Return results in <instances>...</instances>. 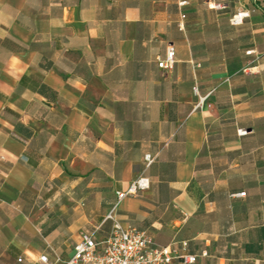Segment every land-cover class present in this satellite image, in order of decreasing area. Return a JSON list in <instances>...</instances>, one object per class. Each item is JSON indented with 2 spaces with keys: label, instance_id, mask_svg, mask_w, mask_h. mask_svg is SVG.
Instances as JSON below:
<instances>
[{
  "label": "crops",
  "instance_id": "0c3cea01",
  "mask_svg": "<svg viewBox=\"0 0 264 264\" xmlns=\"http://www.w3.org/2000/svg\"><path fill=\"white\" fill-rule=\"evenodd\" d=\"M112 211L191 264H264V0H0V264L69 258Z\"/></svg>",
  "mask_w": 264,
  "mask_h": 264
},
{
  "label": "built area",
  "instance_id": "2783aa9c",
  "mask_svg": "<svg viewBox=\"0 0 264 264\" xmlns=\"http://www.w3.org/2000/svg\"><path fill=\"white\" fill-rule=\"evenodd\" d=\"M186 3L187 0H180L181 5ZM249 15V11H237L230 17V22L233 25L241 24ZM182 17L184 18L185 14ZM180 26L183 27L182 23ZM175 59V47L169 45L166 57L159 60L158 65L165 69L173 68ZM238 132L243 135L247 130L241 128ZM145 159L149 166L154 157L149 153ZM149 185V178L141 176L132 182L128 190L118 191V198L121 200L128 195L137 194L139 190L146 189ZM245 193L239 192L236 195L244 196ZM107 219L114 222L111 230L103 237L98 236L99 228L93 231L83 230L69 258L55 254V259L51 260L49 255L44 253L40 256V261L47 264H171L176 259H181L184 264H191L197 261V255L185 251L187 242H183V251L172 246H161L156 244L147 232L134 226H124L117 221L113 211L109 213Z\"/></svg>",
  "mask_w": 264,
  "mask_h": 264
}]
</instances>
